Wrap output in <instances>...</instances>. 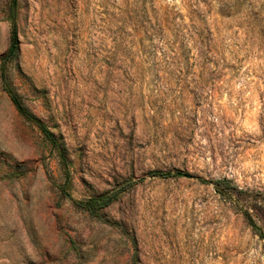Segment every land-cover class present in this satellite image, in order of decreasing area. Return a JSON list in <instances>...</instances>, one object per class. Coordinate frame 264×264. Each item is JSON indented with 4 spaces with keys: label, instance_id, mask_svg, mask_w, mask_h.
<instances>
[{
    "label": "rangeland",
    "instance_id": "obj_1",
    "mask_svg": "<svg viewBox=\"0 0 264 264\" xmlns=\"http://www.w3.org/2000/svg\"><path fill=\"white\" fill-rule=\"evenodd\" d=\"M245 211L264 237V0H0V264H264Z\"/></svg>",
    "mask_w": 264,
    "mask_h": 264
},
{
    "label": "trees",
    "instance_id": "obj_2",
    "mask_svg": "<svg viewBox=\"0 0 264 264\" xmlns=\"http://www.w3.org/2000/svg\"><path fill=\"white\" fill-rule=\"evenodd\" d=\"M13 9H14V7H12V12H13ZM16 44H17L16 27L13 24L10 47H9L8 53L4 59L5 61L11 59L14 56L15 50H16ZM5 61H3L2 66H4ZM2 82H3L4 89L8 93L9 98H10L12 104L14 105L15 109L17 110V112L21 116H23L25 119L32 121V122H36V124L38 125V127L42 131L44 137L52 144L53 147L57 148V143H56V140H55L54 136L52 135V133L41 122L37 121V119L35 117H33L31 115V113H29V111L22 105V103L18 99L17 95L12 91L11 87L9 86L5 76H3V75H2ZM58 154L60 157V163L62 164L63 169H64L65 183L67 184L68 172H67V168H66L65 157L61 152H59ZM151 176H158V177L164 178V177H180V176L189 177L190 175L188 173H182V172H174L172 174L171 173L156 172V173H151ZM203 182L208 183V184H213L214 188L217 191H221V192H225V193H227V189L229 190V188H231V187H234L236 189V186L232 185V183L230 181H228L227 179L218 180V181H203ZM236 190H238V189H236ZM237 192H241V191L239 190ZM115 195H116V193H112L110 195L92 197L88 200H82V201L74 200L70 196H68V199L74 208H76V209H78L84 213L97 214V212H99ZM230 195H234V193L231 192ZM244 216H245L248 224L253 229V231L260 238L263 239L264 237H263V233H262L261 229L252 220V218L250 217V215L248 214L247 211L244 212Z\"/></svg>",
    "mask_w": 264,
    "mask_h": 264
}]
</instances>
